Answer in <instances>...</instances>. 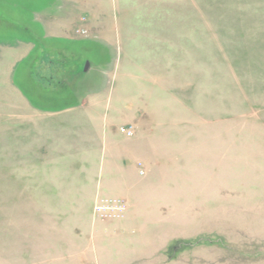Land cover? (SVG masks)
<instances>
[{
  "label": "rangeland",
  "instance_id": "374dc122",
  "mask_svg": "<svg viewBox=\"0 0 264 264\" xmlns=\"http://www.w3.org/2000/svg\"><path fill=\"white\" fill-rule=\"evenodd\" d=\"M119 62L134 63L131 112L100 101ZM123 149L134 218L208 235L152 241L134 264H264V0H0V264L55 263L60 232L30 204H86L61 178ZM36 173L59 176V195H32Z\"/></svg>",
  "mask_w": 264,
  "mask_h": 264
},
{
  "label": "crops",
  "instance_id": "0c3cea01",
  "mask_svg": "<svg viewBox=\"0 0 264 264\" xmlns=\"http://www.w3.org/2000/svg\"><path fill=\"white\" fill-rule=\"evenodd\" d=\"M103 74L108 78L110 76L115 77L117 92L114 94L108 90L107 94L103 93L102 96L99 95L100 101L103 102L105 100L107 103L110 96L112 98L115 95L116 100L119 101L121 107L125 108L126 111L131 112L134 110V63L119 62L118 66L113 65V67L108 68ZM95 93L88 95L87 98L89 100L99 98ZM138 99L141 98L138 96ZM107 105L106 107L110 108V104ZM133 128V137H130L129 141L126 140V143H123L122 146L125 145L131 149L134 147ZM107 133L113 137L109 130H107ZM101 138L105 139V144L108 143V137H104L103 135ZM132 156V151L126 149H123L119 155H115L114 157L111 155L106 157V154H104L102 159L96 160V163L100 165L98 172L82 175L71 174L68 177L61 178L68 180V193H71L74 197L85 196L87 199V203L83 205L76 202L67 205L66 209L61 211L66 213L61 216L60 214H56L59 209L53 206L50 209H46L48 206L44 207L41 199L37 197L44 196L46 197L45 200L49 198L51 200V197L59 195V183L55 182V180H59L60 177L46 173H36L34 175L35 177L33 178L40 182L34 184L33 190L35 193H31L37 198L35 199V203L30 204L29 210L34 214L31 216L29 214V218L31 217L33 220L43 222L47 217L43 218L42 212L50 210L51 227L53 230L60 232L61 235L60 239L56 242L57 244H63L57 248V255H53L52 259L50 258L51 261L54 260L53 262H55L52 264H79L81 259H87L89 262H93V264H99L102 258L112 260L113 264H134V259L141 260L147 252H153L158 249L157 244H154L152 241L163 242L175 237L174 239L178 238L177 243L185 242V244H189L192 241L199 242L202 239L201 236L208 237L207 234L202 235L198 232L181 237L165 236L164 222L156 220L139 221L134 218V201L139 202L140 198L137 196L134 199V170L132 168L129 169L132 166V164L129 166V160H131ZM132 159L134 160V158ZM125 160H128V162L123 166L122 164ZM107 167L113 173L107 172ZM143 183L145 184V181ZM101 193L124 203L125 209L119 217L100 220L94 214L93 207L95 202L100 199ZM161 195L162 193H159V196ZM27 217L28 215H25L24 219H28ZM63 233L65 234L63 235ZM202 246L197 244L192 249L198 250V247ZM153 247L157 249L150 251L149 249ZM179 253L181 251L173 257L169 256L168 261L178 259ZM165 254L167 255V253ZM164 257L166 256L161 253L157 254V258L164 259Z\"/></svg>",
  "mask_w": 264,
  "mask_h": 264
},
{
  "label": "built area",
  "instance_id": "2783aa9c",
  "mask_svg": "<svg viewBox=\"0 0 264 264\" xmlns=\"http://www.w3.org/2000/svg\"><path fill=\"white\" fill-rule=\"evenodd\" d=\"M77 32L80 33L79 31ZM119 131L128 138L133 135V132L128 128H120ZM124 209V204L120 201L100 200L94 207V212L101 218H116L120 216Z\"/></svg>",
  "mask_w": 264,
  "mask_h": 264
},
{
  "label": "flooded vegetation",
  "instance_id": "af4514ba",
  "mask_svg": "<svg viewBox=\"0 0 264 264\" xmlns=\"http://www.w3.org/2000/svg\"><path fill=\"white\" fill-rule=\"evenodd\" d=\"M179 244H181V243H179ZM175 246H178V244H175V245L172 247V249H173Z\"/></svg>",
  "mask_w": 264,
  "mask_h": 264
},
{
  "label": "water",
  "instance_id": "95a60500",
  "mask_svg": "<svg viewBox=\"0 0 264 264\" xmlns=\"http://www.w3.org/2000/svg\"><path fill=\"white\" fill-rule=\"evenodd\" d=\"M87 68V65H86V67H85V69Z\"/></svg>",
  "mask_w": 264,
  "mask_h": 264
}]
</instances>
